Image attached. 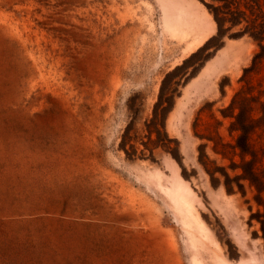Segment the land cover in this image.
I'll return each instance as SVG.
<instances>
[{
	"label": "rangeland",
	"instance_id": "obj_1",
	"mask_svg": "<svg viewBox=\"0 0 264 264\" xmlns=\"http://www.w3.org/2000/svg\"><path fill=\"white\" fill-rule=\"evenodd\" d=\"M237 1L217 40L220 1L0 0V264H264V0ZM207 40L164 121L177 157L126 158Z\"/></svg>",
	"mask_w": 264,
	"mask_h": 264
},
{
	"label": "trees",
	"instance_id": "obj_2",
	"mask_svg": "<svg viewBox=\"0 0 264 264\" xmlns=\"http://www.w3.org/2000/svg\"><path fill=\"white\" fill-rule=\"evenodd\" d=\"M211 1H220L223 3V8L226 11H221L217 6H213L211 3H206V8L211 14V17L216 25V33L213 37L217 40H221L223 34L230 28V26L235 24V18L231 17L239 13L237 9V0H211ZM219 14H227L229 17H224ZM229 22V26L223 28V24ZM209 40L205 41L200 47L195 51L191 52L187 57H185L179 65L174 66L171 70L167 71L162 79L160 80L156 99L151 107V115L147 123H145L146 132H145V141L143 142V149L139 151L131 142V138L128 136L129 130L132 127V122H129L123 129L120 134V139L117 144L118 149L122 150L124 156L129 159L133 158H153V150L157 146L166 148L165 144L167 142L174 143V149L169 151V154L174 158L178 154V141L169 138L164 129V121L168 112L172 109L174 99L180 93L179 88L188 81L196 73V68H190L195 62L196 55L205 50L208 46ZM221 45L217 44L214 46V49L220 48ZM210 54L205 55L204 57L198 58L200 60V65ZM195 58V59H194ZM191 60H193L191 62ZM154 134V138L151 139V134ZM146 150V151H144ZM137 151L139 152L138 154Z\"/></svg>",
	"mask_w": 264,
	"mask_h": 264
},
{
	"label": "crops",
	"instance_id": "obj_3",
	"mask_svg": "<svg viewBox=\"0 0 264 264\" xmlns=\"http://www.w3.org/2000/svg\"><path fill=\"white\" fill-rule=\"evenodd\" d=\"M224 48V45L223 46H221L217 51H220V50H222ZM214 66L216 67V63L214 64ZM211 67V65L210 66H208V68H210Z\"/></svg>",
	"mask_w": 264,
	"mask_h": 264
}]
</instances>
